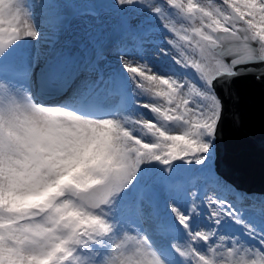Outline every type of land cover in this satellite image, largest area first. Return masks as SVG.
Returning <instances> with one entry per match:
<instances>
[{
  "label": "snow or ice",
  "instance_id": "snow-or-ice-1",
  "mask_svg": "<svg viewBox=\"0 0 264 264\" xmlns=\"http://www.w3.org/2000/svg\"><path fill=\"white\" fill-rule=\"evenodd\" d=\"M243 78L264 0H0V264H264L215 165Z\"/></svg>",
  "mask_w": 264,
  "mask_h": 264
},
{
  "label": "water",
  "instance_id": "water-1",
  "mask_svg": "<svg viewBox=\"0 0 264 264\" xmlns=\"http://www.w3.org/2000/svg\"><path fill=\"white\" fill-rule=\"evenodd\" d=\"M240 84L241 83L237 81L233 85L231 98L225 94L227 102L226 112H230L231 115L227 116L225 114L217 141V154L221 161L220 166L222 169H225L227 166L235 170L250 166L253 168L254 159L257 160V158H255L257 147L261 146L262 149H264V140L253 144L254 147L252 146L253 139H248L241 134L243 130L246 131L251 120L255 119L246 116L241 109L242 107L238 106V101L236 99L239 98V93L243 89L240 87ZM236 117H239V119L237 120ZM224 146H229L228 150L224 149ZM259 160H261V158H259Z\"/></svg>",
  "mask_w": 264,
  "mask_h": 264
},
{
  "label": "bare ground",
  "instance_id": "bare-ground-1",
  "mask_svg": "<svg viewBox=\"0 0 264 264\" xmlns=\"http://www.w3.org/2000/svg\"><path fill=\"white\" fill-rule=\"evenodd\" d=\"M241 84L245 85V87L242 89V91L239 93V98H238V103L239 104H243V98H248V94L249 92H254L256 94H259L261 97V100L264 103V90L259 88L258 84L260 85V83L258 82V84L254 83L255 80L251 79V78H243L238 80ZM261 86V85H260ZM257 118V117H256ZM258 119H262L263 120V116H258ZM252 132L256 135V136H264V125L263 126H259L256 129H253Z\"/></svg>",
  "mask_w": 264,
  "mask_h": 264
}]
</instances>
